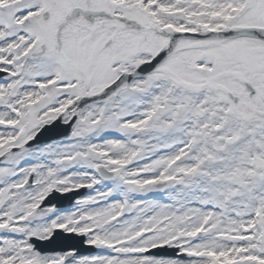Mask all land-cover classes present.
I'll return each instance as SVG.
<instances>
[{"label": "snow or ice", "instance_id": "6c2138e0", "mask_svg": "<svg viewBox=\"0 0 264 264\" xmlns=\"http://www.w3.org/2000/svg\"><path fill=\"white\" fill-rule=\"evenodd\" d=\"M0 264H264V0H0Z\"/></svg>", "mask_w": 264, "mask_h": 264}, {"label": "water", "instance_id": "95a60500", "mask_svg": "<svg viewBox=\"0 0 264 264\" xmlns=\"http://www.w3.org/2000/svg\"><path fill=\"white\" fill-rule=\"evenodd\" d=\"M51 131V130H50ZM49 135V132H46L43 136L40 137L41 140H44ZM66 244L76 245L82 254L94 253V249L87 248L83 246L78 239H60L53 241L51 244H42L40 245L43 248H58Z\"/></svg>", "mask_w": 264, "mask_h": 264}]
</instances>
